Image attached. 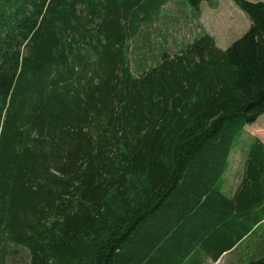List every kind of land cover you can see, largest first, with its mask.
Returning a JSON list of instances; mask_svg holds the SVG:
<instances>
[{"label": "trees", "instance_id": "obj_1", "mask_svg": "<svg viewBox=\"0 0 264 264\" xmlns=\"http://www.w3.org/2000/svg\"><path fill=\"white\" fill-rule=\"evenodd\" d=\"M233 1L240 39L172 54L139 45L169 0H0V264H204L263 243L260 138L222 190L264 114V2Z\"/></svg>", "mask_w": 264, "mask_h": 264}, {"label": "rangeland", "instance_id": "obj_2", "mask_svg": "<svg viewBox=\"0 0 264 264\" xmlns=\"http://www.w3.org/2000/svg\"><path fill=\"white\" fill-rule=\"evenodd\" d=\"M249 1L264 2V0ZM184 4L182 0H169V3L164 5L152 26L146 28L139 38V45L144 49L143 51L148 48L156 51L158 46L163 45L168 51L175 54L182 44H190L196 35L202 34L204 31L215 36L218 47L225 50L233 41L240 39L251 26L248 15L233 0H218L217 6L203 2L199 11L193 9L189 3L184 2ZM131 58L134 69L139 68L141 66L139 54L136 52L132 54ZM258 121L257 125H246L245 130L239 134L240 137L235 142L229 157V164L233 165V169L237 168L239 171L240 164L244 167L243 153L255 137L260 138L264 143V114ZM255 127L258 129L259 136L251 134V129ZM238 171L236 175L240 176Z\"/></svg>", "mask_w": 264, "mask_h": 264}, {"label": "crops", "instance_id": "obj_3", "mask_svg": "<svg viewBox=\"0 0 264 264\" xmlns=\"http://www.w3.org/2000/svg\"><path fill=\"white\" fill-rule=\"evenodd\" d=\"M260 117L257 119L256 123L253 124L252 126L257 125ZM247 126H245V127H247ZM257 130L258 129L256 127L251 129V132H252L251 134L253 136H259L260 134H258ZM240 165H241L240 166V169H241L242 164H240ZM232 170H234V171H232ZM237 171H238L237 168L233 169L232 164L229 166L228 171L226 172L227 175H226L225 179H223L224 180L223 184H222V186H223L222 190L223 191L228 192V193L231 192L230 189H231L232 185H235V183L238 180L237 179L238 177L236 175ZM263 243H264V239H263ZM263 243H262V239L259 236H257L255 234V232L251 231L250 233L247 234V236L243 237L238 242V244L233 246L231 249L224 251V253L222 255L217 256V257H211L210 256L208 258H205L204 264H216V263H220V262H222L223 264L224 263L225 264H242V263H244V261H245L244 259L247 256L250 257L251 255L254 254L255 250L261 251Z\"/></svg>", "mask_w": 264, "mask_h": 264}]
</instances>
